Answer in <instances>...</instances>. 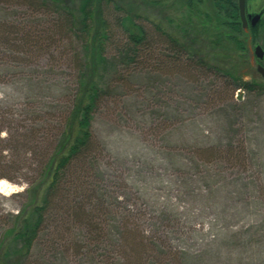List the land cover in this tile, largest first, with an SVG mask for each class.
<instances>
[{
  "label": "rangeland",
  "instance_id": "1",
  "mask_svg": "<svg viewBox=\"0 0 264 264\" xmlns=\"http://www.w3.org/2000/svg\"><path fill=\"white\" fill-rule=\"evenodd\" d=\"M109 1L103 3L107 61L96 76L105 94L92 120L100 170L88 176L94 195H105L104 230L92 233L83 217L71 215L70 225H52L43 233L39 264H97L91 250L97 260L119 264L127 253L116 224L135 229V241L144 239L150 259L264 264V77L257 71L264 60L254 54L257 45L263 47L262 34L255 43L249 36L245 55L232 60L236 74L260 88L230 91L215 71L176 64L163 37L137 61L121 58L127 39L116 23V5L140 12L148 30L154 22L166 29L189 23L195 29L190 37L224 64L227 49L211 45L215 31L204 24L210 0L196 2L193 12L187 0ZM53 10L41 0H0V22L42 38L26 69L16 63L14 76H0V100L27 96L26 75H32V84L44 87L41 99L60 104L51 117L56 129L84 47L74 32L62 30V16ZM247 13L264 18V0H247ZM6 173L15 178H0L6 183L0 192L3 219L19 212L27 188L19 173Z\"/></svg>",
  "mask_w": 264,
  "mask_h": 264
},
{
  "label": "trees",
  "instance_id": "2",
  "mask_svg": "<svg viewBox=\"0 0 264 264\" xmlns=\"http://www.w3.org/2000/svg\"><path fill=\"white\" fill-rule=\"evenodd\" d=\"M41 2L44 6L51 4L53 11L62 16L59 26L62 30L67 27L75 33L83 44L84 52L75 84L69 89L70 92L68 89L64 92L66 110L60 111L62 114L58 128H52L51 117L60 104L51 105L41 99L40 93L44 87L32 84V75L23 72V77L26 75L29 83L27 96L0 100V178L14 180V176L6 173L12 171L23 176L27 184L23 194L25 202L19 212L7 214L6 219L0 214V264L41 263L38 247L43 233L52 225H70L73 222L71 215L83 217L81 221L87 222L92 233L104 230L101 225L107 204L105 195H94L97 188L88 180V176L90 172L100 170L96 157L100 144L93 134L92 120L105 94L96 76L107 61L104 45L108 38V22L104 17L103 3L110 1ZM196 2L203 3L205 0H187L189 11H196ZM210 2L211 11L206 15L204 24L210 23L209 28L215 31L211 45L227 49L225 56L228 58L227 61L222 60L224 64L207 55L206 46L197 37H190L195 29L189 23L179 29H166L154 22L155 29L148 30L141 23L140 12L132 8L127 11L116 5L119 13L116 23L123 28L127 39L121 49V58L135 62L141 52L151 50L163 37L168 46L167 52L178 59L176 64L181 65L186 61L199 69L215 71L225 78L230 91L242 87L248 90L260 88L238 76L232 60L237 62L236 59L245 55L249 36L255 43L262 34L264 47V18L256 26L244 30L238 0ZM11 25L5 20L0 22V76L4 77L16 74V63L21 64L22 68L30 64L36 58L33 49L42 42L39 35H33L36 33H28L23 29L12 31L15 27ZM206 25L204 28H208ZM3 133L6 135L3 136ZM115 227L127 253L121 256L119 264H175L174 261L163 259L166 257L157 260L156 257H146L149 248L142 237L136 242L135 229L127 224H116ZM90 253L91 259L96 260L97 264H111L110 259L97 260L93 250ZM162 254L166 255L163 251Z\"/></svg>",
  "mask_w": 264,
  "mask_h": 264
},
{
  "label": "water",
  "instance_id": "3",
  "mask_svg": "<svg viewBox=\"0 0 264 264\" xmlns=\"http://www.w3.org/2000/svg\"><path fill=\"white\" fill-rule=\"evenodd\" d=\"M239 15L244 30H248L250 26L254 27L261 20V14L247 13V0H238ZM254 54L259 60H264V49L261 45H257L254 49ZM257 71L264 77V65L258 64Z\"/></svg>",
  "mask_w": 264,
  "mask_h": 264
},
{
  "label": "bare ground",
  "instance_id": "4",
  "mask_svg": "<svg viewBox=\"0 0 264 264\" xmlns=\"http://www.w3.org/2000/svg\"><path fill=\"white\" fill-rule=\"evenodd\" d=\"M6 183L4 181H0V192H2L5 189Z\"/></svg>",
  "mask_w": 264,
  "mask_h": 264
}]
</instances>
